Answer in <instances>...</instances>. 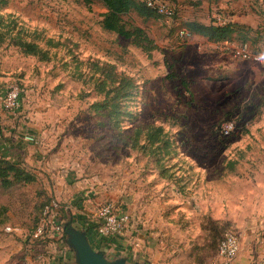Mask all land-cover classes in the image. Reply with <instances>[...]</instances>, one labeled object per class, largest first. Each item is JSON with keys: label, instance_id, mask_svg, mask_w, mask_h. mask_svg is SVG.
<instances>
[{"label": "rangeland", "instance_id": "374dc122", "mask_svg": "<svg viewBox=\"0 0 264 264\" xmlns=\"http://www.w3.org/2000/svg\"><path fill=\"white\" fill-rule=\"evenodd\" d=\"M0 1V16L10 15L39 34L36 44L48 58L0 44V142L22 150L37 178L30 186L0 187V207L8 208L9 220L0 228V264L68 263L70 250L30 236L43 212L34 215L35 202L67 204L72 197L82 199L62 215L63 226L72 218L91 221L95 207L105 203L128 216L120 254L130 248L156 264H223L216 247L230 230L240 235L230 264L240 257L243 264H264L263 236L249 239L242 231L252 214L264 217V196L257 203L252 199V186L264 187V60L252 63L231 54L243 38L264 48V0H163L173 8L170 20L153 13L123 16L125 25L149 40L146 49L104 30L106 10L96 1L88 7L81 0ZM217 16L239 26L228 47L180 35L191 22L216 24ZM110 80L113 91L124 81L135 86L113 93L116 131L92 108L103 100L98 84ZM11 85L20 95L14 117L1 103ZM227 120L235 129L222 137L218 129ZM5 121L17 137L3 136ZM149 126L162 129L165 152L150 151ZM134 130L143 134L137 137ZM20 134L33 136L35 143L22 144ZM135 139L146 149L130 148ZM154 159L165 162L169 179L159 178ZM212 169L227 178L217 182L211 203Z\"/></svg>", "mask_w": 264, "mask_h": 264}, {"label": "trees", "instance_id": "16d2710c", "mask_svg": "<svg viewBox=\"0 0 264 264\" xmlns=\"http://www.w3.org/2000/svg\"><path fill=\"white\" fill-rule=\"evenodd\" d=\"M85 6L92 5L95 1L99 2L102 7L106 10V13L103 14L102 20L100 22L101 27L106 30L115 33L117 36L130 40L134 46L146 49L147 43L149 40L143 36V33L140 29L130 26H127L122 21V17L130 14L131 12L136 13L140 17H145L150 14H155L152 10L146 8L145 3L142 2L141 5L137 4L134 0H81ZM3 2L0 1V5ZM174 16V15H173ZM239 26L234 24H225L223 27H217L214 24L211 25H202L200 23L191 22L186 25V33L189 35L199 36L208 43H221L224 41H231L233 35H238L240 33ZM39 34L35 32H28L25 29L21 28L17 21L10 15L0 16V44L7 43L8 46L13 47L20 51L23 55L38 58L41 61L48 60L47 55L41 49L38 48L37 42L39 40ZM240 44H248L250 47L254 48L255 46L248 42L247 39L243 38ZM155 49V47H153ZM255 49V48H254ZM107 74H111L110 71ZM130 90L135 89V86L130 81H124L121 83V87H118L113 91V80H110L109 85H106V82H101L98 84L97 88L99 93H103V100L99 103L92 105V108L97 116L104 117L106 119L109 128L111 131L118 130L116 124H120L118 120L119 113L117 111L116 105H113V101H117L118 98L116 95L113 96V93H117V90L124 89ZM128 115V114H127ZM117 121V122H116ZM150 130V131H149ZM135 131V130H134ZM136 136L143 134V132L136 130ZM146 143L150 144V151H162L166 149V142L161 140L163 139L162 129L159 127L149 126L145 134ZM136 142H132L130 148L132 149H142L145 150L147 144H142L139 146L137 139ZM161 141V143H160ZM159 143L161 144L159 146ZM154 164L158 170V176L162 179H169L170 174L168 173L167 167H165V162L160 159H154ZM36 182L35 176L26 171L25 168L19 163L10 162L7 159L0 158V187L4 191H8L14 186H27L34 184ZM46 202L41 206L37 205L35 202V207L33 213L43 210ZM8 208L5 206L0 207V228H5L8 223ZM82 219H79L81 221ZM227 225V224H225ZM85 230V227L83 228ZM88 230H91L88 227L85 232L88 233ZM227 232H232L227 230L223 233L220 241ZM38 241V240H36ZM219 241V242H220ZM217 244V247L219 245ZM216 247V252H217Z\"/></svg>", "mask_w": 264, "mask_h": 264}, {"label": "built area", "instance_id": "2783aa9c", "mask_svg": "<svg viewBox=\"0 0 264 264\" xmlns=\"http://www.w3.org/2000/svg\"><path fill=\"white\" fill-rule=\"evenodd\" d=\"M146 8L152 10L157 16L164 20L172 19L174 15L173 8L163 0H144ZM217 27L225 26V22L220 16L215 18ZM182 37H188L185 31H181ZM223 46L228 47L227 41L221 42ZM221 43H217L221 44ZM214 44V46H217ZM233 57L242 61L252 63H260L264 60V48L251 49L248 44H241L238 47L231 49ZM3 111L9 116H16L19 105L20 95L16 85H11L7 88L2 99ZM235 129V123L232 120H227L218 129V133L222 137L229 136ZM23 141L34 144L35 140L32 136H23ZM70 211L69 206L60 204L56 200H51L43 209L42 215L31 232L33 240H47L54 236L61 237L64 234V226L62 215ZM128 216L117 215L110 204H102L95 207L92 212V220L82 221V228L85 230L90 227L88 234L92 236L93 243L99 245H107L117 237L122 236L128 226ZM10 229L7 228V231ZM84 230V229H82ZM240 248V235L235 232H227L217 247V256L223 264H230L236 258Z\"/></svg>", "mask_w": 264, "mask_h": 264}, {"label": "crops", "instance_id": "0c3cea01", "mask_svg": "<svg viewBox=\"0 0 264 264\" xmlns=\"http://www.w3.org/2000/svg\"><path fill=\"white\" fill-rule=\"evenodd\" d=\"M11 125L12 124L9 121L8 122L7 121L3 122L2 133H3V136H5V137L8 136L11 139H13L17 135V132L15 133L16 128L15 127H12ZM25 135L26 134H20V140L22 141V144L25 143L23 141V136H25ZM27 144L28 145H31L30 143H27ZM24 157H25V154L23 153V151L22 150H18L17 148H15L14 146H12V143L11 142H7L5 140H2L0 142V158L7 159V160H9L10 162H13V163H19V164H21V166L23 168H25L26 171L32 173V171H31L32 169H29V166L26 165V162H27L26 159L27 158H24ZM22 158H24V159H22ZM225 175H226V173H223V174H220V175L217 176V173H214V170L213 169L210 170V172H208V174H207V187L209 189L210 196H209V199L207 198V200H209V202H211V203L214 202V200H215V194H216L217 188H218L217 182H219V180H221V179L222 180H225L227 178V177H225ZM35 178H36V176H35ZM27 186H30V185H27ZM86 189H87L86 190L87 193H92V192L88 191V189L92 191V187L91 188H87L86 187ZM236 194H237V192H236ZM252 194L254 195L252 197L253 201H255L257 203L258 200L262 198V195L264 196V187L262 188V186L260 187V186L253 185L252 186ZM73 198L74 197H72V199L69 202H67V204H65V205L69 206L70 209H72V204H73V206L75 205V203L77 202L76 200L82 199L81 197L78 198V199H76V200L73 199ZM87 198L88 197L85 196V199H87ZM80 203H77V205L79 207H81V204ZM82 203H84V202H82ZM253 213H255V212H253ZM253 216H254V219L252 221L250 220L248 224H244V228H243L242 231L245 232V233L247 232L249 234L248 235L249 236V239H250V237H252L254 239L255 237L253 236V234L260 232V235L263 236L262 239L260 240V243H261V246L260 247H262V249L264 250V217L261 216L259 218H255V217H257L256 214H252V216H250V217H253ZM82 221L83 220H81V221H74V219L72 218V220H71L70 223L72 224V226L76 230L85 233L87 242H88L90 248L92 249V251L101 253L106 260L113 261V260L122 258V259H124L126 261L127 264H134V263H138V264H156L155 262H152L151 263V261H149L147 259V257H144V258L139 257V255H137L133 251L129 250L130 248H125L124 249L127 252V254H123V253L120 254L119 253L120 252L119 250H123V245L122 244H119L120 243L119 240H120V237L121 236L115 238L114 240H112L111 242H109L106 246L105 245H102L101 246L99 244H94L93 243L94 241L92 239V236L89 235L87 232H85V230H82L83 229L82 228V225H81ZM34 241H36V240H34ZM247 241H248V239H247ZM38 242H40L41 244H52L53 246L54 245H57L59 247H60V244H61L62 249H65V250L67 249V251L69 250L68 248H66L67 246L65 245V235L64 234L61 237L54 236L51 239L38 240ZM137 242H138L139 245L143 244L140 241H137ZM113 245H115L114 247H115L116 250H113ZM143 248L146 249L147 247H145L143 245ZM113 252L114 253L115 252H118V255H116V256L114 255L113 256ZM59 253L60 254H64L65 252L63 253V251H61L59 249ZM70 255L71 256L66 257L67 258L66 260H68V263H62L61 262V259H59V261H57L58 264H72L73 263V255L72 254H70ZM237 263H241V264L244 263L242 261L241 257L236 260V264Z\"/></svg>", "mask_w": 264, "mask_h": 264}, {"label": "water", "instance_id": "95a60500", "mask_svg": "<svg viewBox=\"0 0 264 264\" xmlns=\"http://www.w3.org/2000/svg\"><path fill=\"white\" fill-rule=\"evenodd\" d=\"M63 230L65 245L73 253L72 264H127L122 258L109 261L101 253L92 251L85 233L76 230L70 222L64 225Z\"/></svg>", "mask_w": 264, "mask_h": 264}]
</instances>
